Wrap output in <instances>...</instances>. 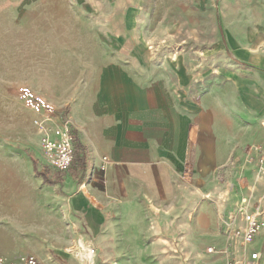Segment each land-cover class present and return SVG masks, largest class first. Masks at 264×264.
<instances>
[{"label": "crops", "instance_id": "crops-1", "mask_svg": "<svg viewBox=\"0 0 264 264\" xmlns=\"http://www.w3.org/2000/svg\"><path fill=\"white\" fill-rule=\"evenodd\" d=\"M107 3L64 0L59 18L49 7L23 8L39 31L36 53L25 71L19 63L0 71V105L7 97L13 109L12 128L0 124L3 259L47 262L54 253L79 264L71 254L87 245L124 255L121 264H145L133 260L132 239L149 232L133 227L157 222L149 207L165 198L162 176L182 170L192 132L229 149L264 144V0ZM5 16L0 5V57ZM10 18L18 27L20 14ZM65 118L76 156L55 182L34 123L57 127ZM256 174L254 167L253 197L264 218V176ZM253 252L264 264V230L250 243L236 239L230 256L245 261Z\"/></svg>", "mask_w": 264, "mask_h": 264}, {"label": "rangeland", "instance_id": "rangeland-1", "mask_svg": "<svg viewBox=\"0 0 264 264\" xmlns=\"http://www.w3.org/2000/svg\"><path fill=\"white\" fill-rule=\"evenodd\" d=\"M83 1L88 4L107 3V0ZM0 5L4 6L6 14L4 19L6 50L4 57H0V71L5 70V67L6 70L12 71L11 66L17 63L21 67L20 70L25 71L27 69L25 66L36 53L35 33L39 31L31 28L29 16H32V13L23 8L30 5L49 7L50 12L59 18L64 0H0ZM21 7L22 9L18 10ZM18 14H20L17 20L18 27H14L13 19L10 17ZM14 42L17 45L12 47ZM8 49H14V54L5 56ZM12 110V100L6 97L4 110L0 105V124L1 121L4 122L7 128H12ZM37 140L40 143L39 136ZM190 145L189 156L182 170L174 176L164 174L161 178L165 187V198L159 205L149 207L153 213L150 219H156L157 222L152 221L148 224L143 223L138 228L133 227L137 233L148 231L149 236L139 234L132 239L133 248L138 249L132 254V258L145 264L245 263L251 253L245 261L233 259L230 253L236 245V239L245 243L242 234L244 228L242 208L251 211L259 207V202L253 197L255 190L250 174L255 167L256 175L264 176L262 169L264 144L247 142L229 149L220 141L210 144L200 141L199 134L195 130L191 134ZM206 161L209 165L208 170L204 168ZM45 169L55 182L62 181L67 174L57 172L48 166ZM243 199L246 200L245 204H242ZM138 215L144 216L141 212ZM207 216L211 217L212 224ZM156 231L157 233L161 231L159 235L163 237H155ZM168 232L173 234L169 235ZM238 232L241 233L238 235ZM84 247L95 249L87 245ZM152 247L156 251H153ZM83 251L82 248L77 253L81 254L80 252ZM77 253L71 254V257L79 264H88L86 261L81 262ZM32 256L38 258L41 264H64V255L52 253L48 256L47 262L36 255ZM95 256V261L100 259L101 264H121V259L124 257L121 254L100 255L96 249Z\"/></svg>", "mask_w": 264, "mask_h": 264}, {"label": "built area", "instance_id": "built-area-1", "mask_svg": "<svg viewBox=\"0 0 264 264\" xmlns=\"http://www.w3.org/2000/svg\"><path fill=\"white\" fill-rule=\"evenodd\" d=\"M34 124L40 134V146L48 166L60 173L68 172L72 168L76 156L72 122L65 118L57 127H51L42 120H36ZM108 163V159L104 157L102 159V168L105 169ZM245 203L246 200L243 199L242 204ZM241 212L244 222V228L242 229L243 238L245 243H250L259 237L264 230L263 213L259 207L251 211L242 208ZM240 233L238 232V235ZM90 252L95 255V249H91ZM260 259V253L253 252L245 263L230 262L228 264H258ZM0 264H41V262L35 256L28 255L10 261L0 257Z\"/></svg>", "mask_w": 264, "mask_h": 264}, {"label": "bare ground", "instance_id": "bare-ground-1", "mask_svg": "<svg viewBox=\"0 0 264 264\" xmlns=\"http://www.w3.org/2000/svg\"><path fill=\"white\" fill-rule=\"evenodd\" d=\"M83 252H81V254H79L78 256L80 257V259H82V261H86V263H88V264H95L96 263V261H95V255H93V254H91V252H90V250L91 249H89V248H83Z\"/></svg>", "mask_w": 264, "mask_h": 264}, {"label": "trees", "instance_id": "trees-1", "mask_svg": "<svg viewBox=\"0 0 264 264\" xmlns=\"http://www.w3.org/2000/svg\"><path fill=\"white\" fill-rule=\"evenodd\" d=\"M40 174H42L43 175V173H40ZM44 176V175H43ZM44 179H45V181H47V179H46V177L44 176Z\"/></svg>", "mask_w": 264, "mask_h": 264}]
</instances>
